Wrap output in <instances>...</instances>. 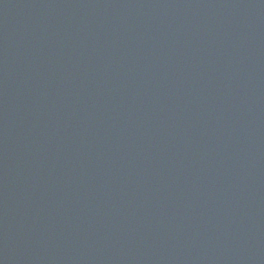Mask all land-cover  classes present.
<instances>
[{
    "label": "water",
    "instance_id": "obj_1",
    "mask_svg": "<svg viewBox=\"0 0 264 264\" xmlns=\"http://www.w3.org/2000/svg\"><path fill=\"white\" fill-rule=\"evenodd\" d=\"M0 264H264V0H0Z\"/></svg>",
    "mask_w": 264,
    "mask_h": 264
}]
</instances>
